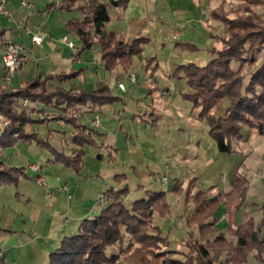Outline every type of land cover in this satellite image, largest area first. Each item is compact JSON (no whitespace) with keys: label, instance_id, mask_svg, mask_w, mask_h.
I'll return each instance as SVG.
<instances>
[{"label":"trees","instance_id":"16d2710c","mask_svg":"<svg viewBox=\"0 0 264 264\" xmlns=\"http://www.w3.org/2000/svg\"><path fill=\"white\" fill-rule=\"evenodd\" d=\"M244 1L248 4L236 16L221 12L220 6L211 8L209 16L223 22L225 34L218 37L212 35L221 41V46L212 44L209 47L212 56L207 63L200 65L187 61L180 63L173 72L183 73L190 88L183 93L184 97L192 101L193 107L199 108L198 117L206 120L217 148L227 153L236 151V141H246L254 133L264 135V59L257 65L244 67L247 61L253 64L257 53L264 49V10L256 9L264 6V0ZM127 2L60 0V8L80 12V16L68 18L65 24V28L81 42L78 51L89 49L98 42L101 61L109 71L119 66L126 72L134 57L149 41L146 35L127 39L105 27L110 18L109 8L125 7ZM183 46L196 47L190 42H183ZM77 73L75 70L44 75L36 73L18 87L1 84L0 113L7 120L0 133L1 147L13 146L18 141L45 147L52 154L53 161H60L78 172L83 167L84 146L97 145L93 136L100 133L78 120L70 108L101 106L120 98L111 92L93 88H48L46 85L48 79L63 81ZM21 98H27L29 103L23 105ZM37 103L53 105L60 113L51 118L34 115ZM58 118L76 128L72 137L76 148L68 151L59 149L48 138L40 137L33 128L34 124ZM27 176L25 166L6 165L0 161V190L6 185L16 186L21 178ZM114 179L121 183L125 174H115ZM195 180L190 178L185 188L186 198L190 195L193 201L191 210L185 215L186 225L194 229L184 239L188 250L172 249L173 253L185 257L171 256L168 264H242L250 253L258 262L264 263V236L261 235L264 216L256 222L252 215L245 212L243 221L238 223L236 220L237 204L250 183L247 175L235 172L230 189L225 193H212L213 185L191 192ZM173 190L181 193L184 187L177 182ZM128 193L126 183L106 189L103 193L106 206L95 216L84 218L75 233L64 235L59 245L50 251L45 264H115L120 259L125 264H160L159 258L164 253L162 246L167 239L155 221V214L164 216L169 212L166 191L145 190L146 195L133 200L130 206L124 201ZM220 204L227 208L226 232L219 231L215 226V211ZM260 208L264 211V199ZM127 236L129 239L123 245ZM113 245L118 250L108 254L107 247Z\"/></svg>","mask_w":264,"mask_h":264},{"label":"rangeland","instance_id":"374dc122","mask_svg":"<svg viewBox=\"0 0 264 264\" xmlns=\"http://www.w3.org/2000/svg\"><path fill=\"white\" fill-rule=\"evenodd\" d=\"M161 1L164 3V0ZM183 1L167 0V4L158 2L153 4L149 10L150 16H154V18L159 16L160 18L154 20L157 25L151 29L150 42L145 45L140 55L134 57V59H143L142 63L140 66L133 63L131 71L136 72L139 76H144L145 72L148 74L152 72L153 75H156L154 83L157 82V85L151 94L148 88L144 93L140 92L137 85L135 87L137 90L132 92L128 76L125 73L119 75L125 83L127 91L116 93L121 100L118 99L115 102H119L122 107L121 111L116 110V113L120 112L121 117L116 115V121L111 126L110 132L112 133L108 135V138H105L108 142H115L114 144H117L119 150L116 153L114 148L109 151L96 146H88L83 156V164L88 172L87 177L94 178L86 177L80 183L81 189L88 190L90 187L96 191L94 202H97L96 206L100 208L96 214L106 206L103 202L101 204L98 202L99 188H117L126 183L129 187V193L124 198L127 206H130L133 200L144 197L145 190L166 191L169 212L164 216L155 214V221L167 239L166 244L162 246L164 253L159 258L160 264H168L167 260L171 256L184 259V255L173 253L172 249H180L183 252L188 250L184 245V239L190 230L194 231L185 223V215L193 206L191 196L186 198L185 191L190 178L196 179L191 192L199 188L207 189L213 185L211 192L216 193V190L222 191L229 187L234 173L238 169L239 172L246 174L251 182V186L244 190L243 198L256 201L258 206L253 202L252 208L259 209L260 218L264 216V211L260 208L261 201L264 199V135L254 133L248 136V141L245 143L243 141L235 142L234 147L237 150L232 153L220 151L209 134L206 120L198 117L199 108L193 107L192 101L183 95L190 91L183 73L180 71L176 74L173 73L175 67L180 63L187 61H193L200 65L207 63L212 56L208 50L209 47L212 44L221 46V41L212 35L218 37L225 34L223 22L209 16L211 8L220 6L221 12L228 16H236L243 12L248 3L244 0H185L186 3L190 1L192 4L186 8L180 3ZM256 9L262 11L264 6H258ZM175 30L178 31L177 38L173 37ZM183 42L194 43L196 47L183 46ZM262 59H264V49L257 53L253 64L247 61L244 67L257 65ZM15 82V79L12 78L11 84ZM139 98H141L140 103L137 102ZM152 111L154 113L151 114ZM138 116L145 118L140 119ZM148 117H153L152 121H147ZM119 122L122 123L121 130L118 126ZM34 125L37 126L34 128L37 132L41 125ZM245 130L249 131L248 128ZM51 142L59 146L58 141L51 139ZM99 152L102 153L101 157L97 156ZM110 152L112 157L109 156ZM14 153L13 148H2L0 159L8 163L16 162L23 165H26L29 160L41 165L45 180L43 191L40 189L41 184L38 185L35 178L33 180L38 186L37 191L43 193V203L57 197L56 208L62 212L59 215L58 211L55 212L57 218L61 222L66 223L67 221L68 226L75 224L78 207L74 206L75 194L73 191L57 190L58 183L48 185L50 181L47 179L46 171H48L47 157L51 155L49 151L45 147L35 144L31 146L25 144L21 148L19 156L15 158L16 160L11 161L8 157ZM118 173L125 174V179L121 183L114 179V175ZM55 174L53 173V177L56 176ZM163 176L167 177L166 182L161 181ZM177 182L184 187L181 193L173 190ZM48 190L52 191V195L47 199L44 196ZM0 195L1 205L13 204V207L19 205L16 200L12 202L11 197L14 196L12 186L2 187ZM31 208L33 209L32 206ZM243 208L241 206L238 211L236 208V215L239 218H242V215L244 216V213L247 212H243ZM171 215L179 217V219L172 221ZM80 222L72 231H64L66 235L75 233ZM55 225L53 224L52 227L54 228ZM55 229L56 233L58 232L60 235L54 241L46 242L47 245L43 242V234L39 238L37 235L18 232L15 236L18 246L8 250V254L4 253V264H45L48 261L50 250L56 248L64 236H61L60 225ZM225 230L227 231V228ZM261 233L264 234V226L261 228ZM128 239L127 236L123 245ZM45 248H47L46 252ZM117 250L118 247L115 245L106 249L108 254ZM222 256L224 257L225 253ZM244 263L264 264L258 262L252 253ZM0 264H3L1 259ZM115 264L125 263L120 259Z\"/></svg>","mask_w":264,"mask_h":264},{"label":"crops","instance_id":"0c3cea01","mask_svg":"<svg viewBox=\"0 0 264 264\" xmlns=\"http://www.w3.org/2000/svg\"><path fill=\"white\" fill-rule=\"evenodd\" d=\"M28 1L31 2V6L25 7L21 5L20 0H6L5 9L8 11L9 16L0 13V34H3L13 41L21 43L27 49V53L29 56V60L13 73L10 80L6 84L7 86L12 88L18 87L23 81L35 76L36 73L44 75L58 72L69 73L75 70L78 71L77 75L73 76L70 79H65L63 81H59L56 78L48 79L46 82L47 87L51 88L54 86H64L75 88H93L98 91H108L115 95L116 93L118 94V91H127L126 85L125 89H120L117 86V78L120 77L119 75L122 73H125L128 76L129 73L133 72L131 71L133 63H136L137 66H140L143 59H134L132 65L126 72H123L119 66L111 71L106 70L100 58V44L98 42H95L93 43L91 48L84 49L79 52L78 49L81 45V42L75 34L65 28V24L68 18L72 16H80V12L78 10H67L60 8V0ZM148 2L150 3L149 7ZM158 2L161 4L168 3L167 0H164V3L161 0H128L125 7H110V18L105 23V27L107 29L114 30L117 34L124 35V37L127 39H131L140 34L148 36L149 41L144 44V49L145 45L151 40V29L157 25L156 21L154 20H158L160 18L159 16H156V18H154V16L152 17L149 15V10L153 7V4ZM50 3L55 4L50 5ZM180 3L186 8H188V6H192L190 1L189 3H186L184 0ZM26 28H29L30 31H26ZM32 32H37L42 35L43 38L41 43L37 44L32 42ZM64 34L68 35V37L74 41L73 47H69L64 41H62L61 37ZM140 54L141 53H139L138 55ZM1 71L2 69L0 67V73ZM155 76L156 75H153L152 72L151 74L145 72L144 76H139V74H136V81L134 82L131 81L128 77L132 86L131 91L134 92L135 90H137L135 88L137 85L140 92L144 93L148 88L149 93H153L157 85V82L154 83V81H156V79L154 78ZM12 78H14L16 81L14 84H11ZM123 97L126 98V96ZM140 101L141 98L137 100V102L139 103ZM35 106L36 110L33 112V114L41 117L51 118L60 113V110L53 105L45 106L42 103H37ZM121 108L122 107L119 102H113L103 104L101 106L82 105L76 106L74 108L72 107L70 109L72 110L73 114L77 115L78 120H80L81 122H86L88 125L94 127L99 131V135L93 136V138L97 142V145L91 146H96L100 149L104 148L109 151L114 148L116 150L115 152L117 153V151L119 150V148L116 146L117 144H114L115 142H112L111 139V142H108L105 138H108V135L112 133L110 132L111 126L116 121V115H119V118L121 117L120 112H118V114L116 113V110L121 111ZM95 113H98L99 115V124L91 125L90 120L93 118ZM150 113L152 114L154 113V111ZM102 115L103 118H101ZM134 116L136 117V115ZM138 118L144 119L145 117L138 116ZM152 118L153 117H148L146 119L147 121H152ZM157 119L159 118L157 117ZM154 124L156 125V123ZM40 125L41 127H38L37 131L38 135L42 138H48L50 141L51 139H53L54 141H58L59 146H57V148H64L68 151L70 148L77 147V145L72 142V137L76 131V128H74L71 124L64 122L61 118L50 119ZM118 126L121 130L122 123L119 122ZM35 127L37 126L33 125V128ZM240 141L243 140L236 141V143ZM247 141L248 140L243 141V143ZM25 144L27 143L18 141L15 145L10 146V148H13L15 150V155H9L8 159H10L11 161H15V158L19 156V152ZM31 145L34 144H28V146ZM88 146L90 145L84 146L85 153ZM235 149L237 150V148ZM98 154H100L99 157H101L102 153L99 152ZM109 156L112 157L111 152ZM47 159L48 171H46V175L47 179H49L50 181L48 185H56L58 183L59 186H57V190L64 191V189H67V192L73 191V193L75 194L74 206L76 205L78 207V211L75 214L76 222L75 224L68 226L67 221L66 223L64 221H59L55 212L58 211V215L62 212L60 211V209L56 208V204L58 203L57 197H55V199L54 197L53 199H48L47 191L45 192L44 197H46L49 202H46L45 204L43 203V193L37 191L38 186L34 183L35 181L37 182V180H33V178H35V174H40L43 176V167L41 165H38L35 162H30L29 160H27L26 165H23L17 164L16 162L8 163L3 159H0V161L5 163L6 165L25 166L26 172L28 174L27 177L21 178L16 186L6 185L12 186L14 194V196L11 197L12 202L13 200H16L19 205L13 207V204L1 205L0 203V259L3 264L5 257L4 253L8 254V250L10 251L15 246H18V244L16 243L17 241H15V236L18 234V232L33 234L35 236L37 235L39 236V238L43 234V242L45 243V245H47L48 243L46 244V242H50L49 240L54 241L59 237L60 234H58V232L56 233L55 229L58 228L59 225L60 233H62L61 236L66 235V232L64 231H72V229L76 227L77 223H79L82 218L92 217L96 215L97 210L100 209L96 206L98 203L94 202L96 197V191L94 190V188L89 187L87 190L81 189L80 187L81 181L84 178L86 179L88 173L84 168V164L83 167L78 172H76L72 167H67L60 161H53L52 154L48 156ZM32 163L37 164L39 166V170L36 172H32L31 174L29 165ZM53 173H56L55 175L57 176V178H55L56 176L53 177ZM87 178L94 177L90 176ZM38 185H40V183ZM43 185L44 184L40 185V189H42V191ZM96 185L97 187H99L98 184ZM60 186L64 187L59 188ZM250 186L251 182L247 187ZM99 189L100 194L98 197V202L100 204L101 202H103L105 205L107 200L106 196L103 194V191H105L106 188ZM229 189L230 185L226 190H216L215 192L225 193ZM1 191L2 188L0 190V194ZM253 202L258 206V203L256 201H253V199L252 201L247 200L242 196L236 208L238 211L241 206H243V212L247 211L253 216L254 220L258 222L261 219V213L259 212L258 208H252ZM31 206L33 207V209L31 208ZM226 209L227 208L224 204H220L215 211V226L219 229V231L223 232H225V229L228 227V217ZM243 219V215L242 218H239L236 215V220L238 223L243 221ZM53 224H56L54 228L52 227ZM5 228L10 230H7ZM261 235L264 236V234L262 233ZM44 250L46 252L47 248H45Z\"/></svg>","mask_w":264,"mask_h":264},{"label":"built area","instance_id":"2783aa9c","mask_svg":"<svg viewBox=\"0 0 264 264\" xmlns=\"http://www.w3.org/2000/svg\"><path fill=\"white\" fill-rule=\"evenodd\" d=\"M5 1L6 0H0V13L5 14L9 16L8 11L5 9ZM20 3L22 6L29 7L31 6V2L28 0H20ZM26 31H30L29 28H26ZM173 37H178V31H174ZM42 35L37 32L31 33V40L33 43H41L42 42ZM62 41H64L69 47L74 46V41L71 40L68 35L64 34L61 37ZM29 60V56L27 53V49L21 44L16 41H13L12 39L4 36L3 34H0V67L2 69L0 73V85L1 84H7L10 80L13 73L19 69L23 64H25ZM128 77L131 81H136V73L131 72L128 74ZM117 86L120 89H125V83L120 79V77L117 78ZM21 102L23 105H27L29 103L27 98H21ZM91 125H98L99 124V115L98 113H95L93 118L90 120ZM7 124V120L5 117L0 113V133L2 131V128ZM1 145H0V153H1ZM29 168L32 172H36L39 170V166L35 163H32L29 165ZM35 179L40 184H45L44 177L40 174L34 175ZM167 177L163 176L161 178L162 182H166ZM52 195V191L47 192V198H50ZM179 217L172 216V221L178 220Z\"/></svg>","mask_w":264,"mask_h":264}]
</instances>
